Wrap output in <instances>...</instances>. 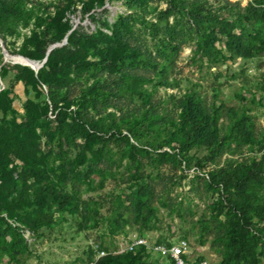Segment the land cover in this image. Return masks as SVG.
Returning a JSON list of instances; mask_svg holds the SVG:
<instances>
[{
  "label": "rangeland",
  "instance_id": "rangeland-1",
  "mask_svg": "<svg viewBox=\"0 0 264 264\" xmlns=\"http://www.w3.org/2000/svg\"><path fill=\"white\" fill-rule=\"evenodd\" d=\"M2 1L15 12L0 20V264L98 261V250L124 254L119 243L136 236L242 264L230 235L264 237V20L254 15L264 0ZM119 17L123 46L109 39ZM222 22L251 56L227 50ZM50 35L49 45L65 42L52 49L47 85L4 57L40 61L23 52ZM128 50L144 63L119 60ZM90 84L92 102L78 105ZM48 86L67 108L50 107ZM186 98L206 116L187 136ZM85 130L87 140H69ZM162 152L171 159L157 164ZM258 250L252 264H264ZM146 251L147 264H168Z\"/></svg>",
  "mask_w": 264,
  "mask_h": 264
},
{
  "label": "trees",
  "instance_id": "trees-1",
  "mask_svg": "<svg viewBox=\"0 0 264 264\" xmlns=\"http://www.w3.org/2000/svg\"><path fill=\"white\" fill-rule=\"evenodd\" d=\"M134 1H143V0H134ZM14 7L8 6L6 2L0 0V20H3L7 18L8 16H11L14 14ZM254 15H257L259 18L264 20V5L258 6L256 9H254ZM125 20L123 17H119L117 23L112 28V31L109 35V39L112 40L115 44L123 46V38L126 34V27H125ZM232 24L227 22H222L220 25V32L225 36V46L228 51L232 50V44H235L234 48H237L240 52H238V56L241 57H249L250 49L249 47L242 44L240 40L239 34L232 33ZM3 33H0V38L3 40ZM58 36L50 35L49 37L42 36L37 40H34L33 43H31V46L27 48L23 53L24 55L28 57H39L44 56V52L47 48V45L54 42ZM84 38V44L82 47L89 48L87 45L91 39H95V35H88V37H80L79 40H82ZM66 40H69V37H66ZM65 46H62V48ZM127 48V47H126ZM57 50H51L48 55L46 56V59L44 63L39 67L36 71V78L37 81H40L47 85V81L49 78V67L55 62L53 57L56 54ZM135 58L136 62L138 64H143V60L139 58V52L137 50H128L122 54V57L119 59L121 61H124V59H132ZM93 63H89V65H92ZM122 83H119L117 87H122ZM93 84L88 85L85 87L84 90H82V97L80 101L78 102V105L85 106L89 104L92 93ZM128 90V89H126ZM45 95L47 97L48 103L50 107L55 108L57 105L62 106L64 109L68 107L69 105V99L65 97L64 95H55L52 93L50 87L48 86ZM92 102V101H90ZM180 113L183 116L184 119V125L183 127L186 128L185 135L188 134H195L198 132L199 128L205 124L206 122V116L204 114V111L199 107L198 103L191 100V98H186L183 100L182 105H180ZM238 126L237 123H234ZM86 122L77 120V123H75V128H78L76 130H84ZM91 129H88L90 132ZM86 131V130H85ZM80 134L75 133V135L69 134L70 138L69 140L73 139L75 136H82L84 140H87L90 137V134ZM69 140L67 139V136L65 137V142L69 143ZM168 159H171V156H168L165 152L157 154V156L154 158V160L157 162V164L165 163ZM79 174L77 170H75L71 174V178L75 179V177ZM219 179H223V177H226V173H222L221 171L218 172ZM126 208V207H123ZM242 220L244 221V216L242 215ZM260 232L253 233L248 229H237L234 231L233 234L229 237V242L235 246V252L237 254V257H240L243 259L242 264H252L251 263V255L254 253L255 249L259 247L258 255L261 256L264 259V237H261ZM19 237L18 235L12 236V244L10 245L13 249L17 248L18 246ZM157 242V241H156ZM158 242H164V241H158ZM166 242V241H165ZM19 253V251L17 250ZM117 253L113 255H104L100 257V260L95 261V264H147L145 257L147 256V251L143 246H139L136 249H134L131 252H123ZM161 257V256H160ZM125 258V259H120ZM163 258V257H162ZM165 259V258H164ZM166 260V259H165ZM167 261V260H166ZM168 263V261H167ZM169 264V263H168Z\"/></svg>",
  "mask_w": 264,
  "mask_h": 264
},
{
  "label": "built area",
  "instance_id": "built-area-1",
  "mask_svg": "<svg viewBox=\"0 0 264 264\" xmlns=\"http://www.w3.org/2000/svg\"><path fill=\"white\" fill-rule=\"evenodd\" d=\"M119 252H131L139 246H143L146 250L151 249L155 254L165 258L169 264H208L204 259H190L186 249V243L183 239L175 242H153L148 244L146 239L136 236L125 239L119 243ZM103 250L97 251V256H104ZM83 264H95V261H86Z\"/></svg>",
  "mask_w": 264,
  "mask_h": 264
},
{
  "label": "water",
  "instance_id": "water-1",
  "mask_svg": "<svg viewBox=\"0 0 264 264\" xmlns=\"http://www.w3.org/2000/svg\"><path fill=\"white\" fill-rule=\"evenodd\" d=\"M64 42H65V36L61 39L60 42H57V43H54V44L49 45V46L46 48V50H45V52H44V56H43V58H42L40 61H34V60H31V59H29V58H27V57H23V58H27V59H29L30 61L33 62V64H32V65H29V67H31V68L33 69V71L36 72L37 69H38L39 67H41V65L44 63V61H45L46 56L48 55V53H49L53 48H55V47H57V46H59V45H62ZM13 56H14V55H12V56H8V55H6V54L4 55L5 58H12ZM21 57H22V56H21ZM13 61H15V60H13Z\"/></svg>",
  "mask_w": 264,
  "mask_h": 264
},
{
  "label": "bare ground",
  "instance_id": "bare-ground-1",
  "mask_svg": "<svg viewBox=\"0 0 264 264\" xmlns=\"http://www.w3.org/2000/svg\"><path fill=\"white\" fill-rule=\"evenodd\" d=\"M14 57V56H13ZM20 58L19 59H15V58H11L12 60H15V61H17V62H20V63H22V64H25V65H32L33 64V62L32 61H30L29 59H27V58H23V57H21V56H19Z\"/></svg>",
  "mask_w": 264,
  "mask_h": 264
}]
</instances>
